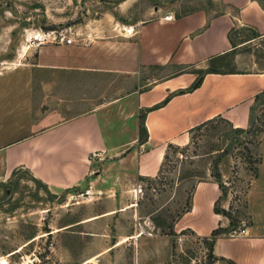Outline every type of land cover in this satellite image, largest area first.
Returning <instances> with one entry per match:
<instances>
[{"label": "rangeland", "instance_id": "374dc122", "mask_svg": "<svg viewBox=\"0 0 264 264\" xmlns=\"http://www.w3.org/2000/svg\"><path fill=\"white\" fill-rule=\"evenodd\" d=\"M200 1L0 0V75L18 64L27 41L37 33L53 30L69 36L71 30L83 29L102 34L140 18H155L168 8L176 16L186 14L201 6ZM254 37L247 27L234 28L236 49L218 71L264 73V38ZM207 69L208 63L196 72ZM9 79H0V143L29 132L26 117L10 102L27 98L24 87L8 96ZM263 128L264 95L252 106L245 130L238 132L216 118L189 134L177 152L167 145L159 160L142 158V148L130 158L128 152L93 154L90 171L77 186L50 188L28 169L14 170L0 184V264L219 262L211 258V233L202 236L212 225L207 203L199 202L192 212L195 189L208 180L220 184L213 212L227 224L215 229V238L246 236L252 226L248 197L259 164L249 149ZM145 165L140 175L139 167Z\"/></svg>", "mask_w": 264, "mask_h": 264}, {"label": "crops", "instance_id": "0c3cea01", "mask_svg": "<svg viewBox=\"0 0 264 264\" xmlns=\"http://www.w3.org/2000/svg\"><path fill=\"white\" fill-rule=\"evenodd\" d=\"M200 2L186 14L168 8L102 34L71 30V45L23 51L17 65L5 67L0 79L10 78L8 96L24 87L27 98L10 102L26 117L29 132L0 143V184L26 168L50 188H70L85 179L93 154L128 152L130 158L142 148V158L159 160L167 145H186L190 130L207 121L222 118L247 129L264 92V73H208L197 89L186 90L200 66L236 49L229 40L234 28L264 38V0ZM249 150L259 161L248 197L252 226L240 238H215L214 264H264V130ZM219 194L213 180L196 186L192 212L206 202L212 223L202 236L227 224L213 212Z\"/></svg>", "mask_w": 264, "mask_h": 264}, {"label": "trees", "instance_id": "16d2710c", "mask_svg": "<svg viewBox=\"0 0 264 264\" xmlns=\"http://www.w3.org/2000/svg\"><path fill=\"white\" fill-rule=\"evenodd\" d=\"M253 32H254V31H253ZM231 34H232V33H231ZM231 34H230L229 40H230V43L232 44V47L235 48L236 45L233 43V41H232V39H231ZM254 38H258V35H256V33H255V37H254ZM232 53H233V51L230 52V53L224 54V55H222V56H218V57H215V58L210 59V60L208 61V69L205 70V71H199V72H196V74H197V78H196V80L194 81V83H193V84H192V85H191L186 91H187V92H191V91L197 89V88L200 86L201 82H202V77H203L204 74H208V73H212V74H232V73H234V72H231V71L228 72V73H220V72L218 71L219 63L222 62L223 60H225L227 57L231 56ZM262 95H264V92H263L260 96H262ZM260 96L256 97V101L259 100ZM142 119H143V117H140V121H141V127H140L141 137H140V141L145 140V137H146V135H145V131H144V129H143ZM218 119H219V118H218ZM214 120H215V119L200 124L199 126H197V127L193 128L192 130H190L189 134L192 135L194 132H198V131H200L202 128H204V127L207 126L208 124H211ZM235 130L238 131V132H240V130L242 131V129H237V128H236ZM263 130H264V128H263L262 130H258V131H257V135H258L259 133H261ZM168 149H173L175 152H177L178 150H180L178 146H174V145H172V144H169V145H168ZM166 158H167V154L164 156V159H166ZM218 186H219V188H220V184H218ZM216 214H219V213H216ZM216 234H217V233H216V230H213V231L211 232V236H210V242H211L210 252H211V255H212V246H213V243H214V240H215ZM211 258L214 260L213 255H212ZM210 264H211V263H210Z\"/></svg>", "mask_w": 264, "mask_h": 264}, {"label": "built area", "instance_id": "2783aa9c", "mask_svg": "<svg viewBox=\"0 0 264 264\" xmlns=\"http://www.w3.org/2000/svg\"><path fill=\"white\" fill-rule=\"evenodd\" d=\"M129 33V32H128ZM132 33V31H130ZM74 42L71 35L64 32L46 31L40 32L32 36V39L27 41L25 53L28 50H39L44 45H71ZM244 234V231L241 232Z\"/></svg>", "mask_w": 264, "mask_h": 264}]
</instances>
